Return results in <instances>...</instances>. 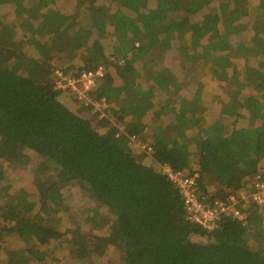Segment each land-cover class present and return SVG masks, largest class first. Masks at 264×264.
Returning a JSON list of instances; mask_svg holds the SVG:
<instances>
[{
  "label": "trees",
  "instance_id": "1",
  "mask_svg": "<svg viewBox=\"0 0 264 264\" xmlns=\"http://www.w3.org/2000/svg\"><path fill=\"white\" fill-rule=\"evenodd\" d=\"M16 1L0 0L15 6L14 20L0 21V182L10 183L0 194L3 264H42L68 237L77 260L115 248L119 264H264V204L240 202L243 219L222 216L208 231L187 219L160 169L196 175L208 204L237 195L257 174L264 179V0H27L20 9ZM251 26V40L233 46L231 36ZM176 44L173 64L166 51ZM99 64L107 73L88 94L107 106L90 119L91 103L70 94L69 107L52 70ZM198 67L226 97L209 121ZM184 81L196 83L188 98L177 96ZM8 162L28 165L29 179L15 182ZM75 189L97 204L87 222L107 211L109 233L57 227Z\"/></svg>",
  "mask_w": 264,
  "mask_h": 264
},
{
  "label": "rangeland",
  "instance_id": "2",
  "mask_svg": "<svg viewBox=\"0 0 264 264\" xmlns=\"http://www.w3.org/2000/svg\"><path fill=\"white\" fill-rule=\"evenodd\" d=\"M258 1H259V4L263 2L262 0H258ZM16 2H17L16 6L20 9L22 7V4L23 3L25 4L27 0H17ZM14 8L15 6L11 3H6V4L1 5L0 6V21L1 20L3 21L4 19H6L7 21L5 22H8V23H10V21H13L14 18L12 14L14 13ZM206 14L207 12L205 10H202L201 15L203 16ZM253 35H254V32L251 26L248 30L241 33L240 36L232 35L230 41L231 43H233L232 44L233 46L234 45L236 46L237 42L248 43L249 40H251ZM105 43H106L105 45L107 46V50L110 54L111 52H113L112 47L114 45V41H112L111 36L106 37ZM177 46H178L177 44L173 45V48L171 47L169 50L166 51L169 57L168 59H170V63H173V64H178L179 62L178 59H172V56L178 54L176 51ZM204 49L207 50L206 45L202 47L201 50H204ZM197 52L201 53L200 49ZM111 58L117 59V56L113 55L111 56ZM55 67L59 68V65H56ZM108 70L112 74L114 73V68H112L111 66L108 67ZM196 78L200 80L201 82L205 83L206 85L205 91L207 93H206L205 98L210 100L209 104L211 105V109H212L210 110L209 108L208 112H206L205 114L206 120L209 121L216 115V111L218 110L220 106L219 105L220 101L226 97H225V94L223 93L224 91H221L220 95H217L215 93L214 89L211 86V83L208 81L205 75V72L203 71L201 67H198L196 71ZM116 82L118 83L117 79H116ZM143 86L145 85L143 84ZM195 88H196V83L193 84V83H189L188 81H184L183 83L178 85V89L176 90L177 96L179 94L183 96L184 98H188V94L190 92H193ZM250 90L251 88H243L242 92L248 94L250 93ZM59 91L64 96L62 97V100L65 101L69 107H72V109H74L75 106H72L73 102L69 99L71 97L69 95L74 94V93H65L61 90ZM79 105L80 104H77V107H79ZM106 106L107 104H100L97 110L95 109L87 110L86 113H84L83 115L88 116L90 119H94V118L98 119L100 112H102ZM96 113H98V115H96ZM149 117H151V115L148 113L144 117V120L145 121L149 120ZM242 124H245V122ZM144 163H146L147 165L150 164L148 160H146V162ZM4 167L9 169L15 182L23 180V179H29V175H28L29 166L28 165L25 166L23 164L19 167L13 162H8L5 164ZM9 185H10L9 182L1 181L0 182V194L4 192L9 187ZM29 191L31 192V190ZM80 195H81V192L78 189H75L74 192L71 194V196L68 197L67 207H65L63 211H60L57 214V219H58L57 227L59 229L63 228V230L67 228L77 227L78 231H84V232L92 233L95 235H106L107 233H109L111 230L113 221H110V216L109 214H107V211L105 209H100V208L96 209L97 212H99L100 214L96 217L94 221L87 222L88 220H91V214L93 213V209L97 207V204L91 201H88L87 197H80ZM69 244L70 243H69V237H68V239L64 240L63 245L54 244L53 246H51L48 251L49 255L46 257L44 263L42 264H92L93 262L94 264H119L117 261L118 250L115 248H109L102 255L96 256L95 258L90 256V258L77 260L74 257L70 256ZM22 246L23 245L20 242L19 247H22ZM40 249H44V247L41 246ZM0 251L6 252L8 251V249L6 247H2L0 248ZM3 263H4V255L0 253V264H3ZM25 264H38V263L36 261L32 262V261L27 260Z\"/></svg>",
  "mask_w": 264,
  "mask_h": 264
},
{
  "label": "built area",
  "instance_id": "3",
  "mask_svg": "<svg viewBox=\"0 0 264 264\" xmlns=\"http://www.w3.org/2000/svg\"><path fill=\"white\" fill-rule=\"evenodd\" d=\"M110 61H116L118 64L122 63L120 58H110ZM52 72L55 89L65 93H74L78 99H84L86 104L91 103L95 110L98 109L100 104L90 98L88 91L95 87L96 82L106 75L107 68L104 64H99L93 69H83L78 74H67L57 67ZM101 104H105V101L102 100ZM126 137L133 148H137L145 154L150 153L151 145L137 140L134 136ZM160 169L181 193L187 219L208 231L216 228L222 216L230 215L240 220L243 219L245 212L238 206L240 202H245L246 205L249 201L254 202L256 205L264 204V179L260 174L252 177L249 183L241 187L237 195L234 193L226 199L215 200L213 204H208L197 195L196 175L187 176L181 171L173 170L167 164L161 165Z\"/></svg>",
  "mask_w": 264,
  "mask_h": 264
},
{
  "label": "crops",
  "instance_id": "4",
  "mask_svg": "<svg viewBox=\"0 0 264 264\" xmlns=\"http://www.w3.org/2000/svg\"><path fill=\"white\" fill-rule=\"evenodd\" d=\"M61 96L64 97L63 94H61ZM67 97H68V96H67ZM69 99H70V98H69ZM70 100H71V99H70ZM71 101H72V100H71ZM72 102H73V101H72ZM72 106H74V105L72 104ZM145 162H146V161H145ZM148 162H151L150 159H148ZM145 164H146V163H145ZM150 164H151V163H150Z\"/></svg>",
  "mask_w": 264,
  "mask_h": 264
}]
</instances>
